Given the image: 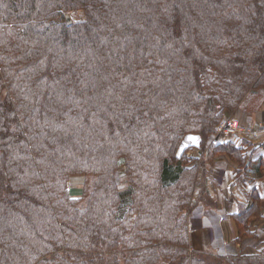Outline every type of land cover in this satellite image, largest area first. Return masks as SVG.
Wrapping results in <instances>:
<instances>
[{
  "label": "trees",
  "instance_id": "16d2710c",
  "mask_svg": "<svg viewBox=\"0 0 264 264\" xmlns=\"http://www.w3.org/2000/svg\"><path fill=\"white\" fill-rule=\"evenodd\" d=\"M250 95L264 0H0V264H264L243 252L264 241L257 192L233 216L241 254L195 249L189 223L217 155L247 179L210 140Z\"/></svg>",
  "mask_w": 264,
  "mask_h": 264
},
{
  "label": "crops",
  "instance_id": "0c3cea01",
  "mask_svg": "<svg viewBox=\"0 0 264 264\" xmlns=\"http://www.w3.org/2000/svg\"><path fill=\"white\" fill-rule=\"evenodd\" d=\"M232 116L244 124L264 122V101H261L260 97L250 95L244 104L235 113H233ZM193 139L194 143L198 142L195 147L200 148V141L197 138ZM228 143L235 145L236 148L243 151V155L247 156L250 164V167L244 174L247 179L244 181L242 180L243 176L241 177L238 173V170H240L239 164L231 160L229 155H217L214 160V166L209 168V173L215 183L210 187L209 194H207L208 199L205 198V200L219 212V216L213 219L216 221H214L215 225L220 226L222 224L225 229L226 227L230 229L228 224L231 225V239L232 242H235L236 231L233 216L239 210V205L241 203H246L247 199L245 196L250 192H257L261 198L262 205L260 212H262V220H264V144L253 143L246 140L240 143ZM183 154L184 153L180 151L178 156L181 157ZM199 162L200 161L192 164L188 161V165L195 166L198 165ZM218 169H223L226 174L224 180L222 178L223 182H221V184H219ZM225 197L228 209L226 211L227 214L221 213V210H224L223 204L225 203ZM213 220H209V223L212 225V229H206L195 236L196 241L193 243V247L195 249H211L212 251H218L216 244H214L217 242V232L216 227L212 224ZM261 221L259 222L260 224L264 223ZM259 223L257 225L260 227ZM262 247H264V241L262 244L257 245L256 248L261 249ZM250 249L254 248H247L246 250H243V252L245 253ZM237 251H242V248L239 245H237Z\"/></svg>",
  "mask_w": 264,
  "mask_h": 264
},
{
  "label": "built area",
  "instance_id": "2783aa9c",
  "mask_svg": "<svg viewBox=\"0 0 264 264\" xmlns=\"http://www.w3.org/2000/svg\"><path fill=\"white\" fill-rule=\"evenodd\" d=\"M250 141L253 143L264 144V122H257L255 124H244L232 115H225L217 127L216 133L211 137V144H223L228 142L240 143L243 141ZM194 143V142H193ZM195 142L193 145V153L190 150L191 157L189 161L194 164L201 161L204 157V152L200 148H196ZM192 155L194 157H192ZM202 206V207H200ZM199 208L193 213L190 223V234L192 239L195 236L205 231V221L212 220L219 216V212L210 204H201Z\"/></svg>",
  "mask_w": 264,
  "mask_h": 264
},
{
  "label": "rangeland",
  "instance_id": "374dc122",
  "mask_svg": "<svg viewBox=\"0 0 264 264\" xmlns=\"http://www.w3.org/2000/svg\"><path fill=\"white\" fill-rule=\"evenodd\" d=\"M85 19V13L82 11V10H77V11H73V12H70V13H67L66 14V20L69 24H73V23H78V22H81ZM71 22V23H70ZM232 115V114H229L228 111H226L224 113V116L225 115ZM193 138H197V136L193 135V136H189V140H187V144L190 145L191 147L194 148V144L193 143ZM199 138V137H198ZM197 138V139H198ZM200 139V138H199ZM201 148V145L199 146ZM192 148V149H193ZM190 149L193 153V150ZM190 150H186L185 154L187 156V162L189 161L190 157H191V153ZM183 156V155H182ZM181 156V157H182ZM192 157H194L192 155ZM204 159V157L202 158ZM216 171V170H215ZM218 177H219V184H221L222 181V178L224 180V177H225V172L223 169H218ZM226 171V170H225ZM123 181V180H122ZM83 185H84V178L83 177H74L72 179V183H71V187H70V190H71V193L73 194V196H80L82 194V191H83ZM126 187V184L124 183L123 184V188ZM208 199V196L207 194L204 195V199L199 203V205L195 208V210L192 212L191 216L189 217V221L193 215V213L199 208V206L201 204H204V205H207L208 206V202L205 200ZM202 207V206H200ZM223 207H224V210H221V213L223 214H227V204H226V197H225V203L223 204ZM213 220V219H212ZM211 221V220H210ZM209 220H207L205 223H204V227L205 229H210L211 228V224L209 223L210 222ZM215 220L212 221V224L216 227V232H217V237H216V241L214 244H216L217 246V253L219 254H222V255H236V254H241V252L237 251V245H239L241 247V245L237 242H232V239H231V232H230V229L232 228L231 225L228 224V226L230 227V229H228L221 224L220 226L218 225H215L214 223ZM216 222V221H215ZM260 222V221H259ZM261 222H264V220H262ZM226 224V223H225ZM260 224V223H259ZM260 228L261 229H264V223H261L260 224ZM212 229V228H211ZM196 241L193 240V243ZM213 244V245H214ZM236 244V245H235ZM250 248V247H249ZM207 249H204V250H201V251H206ZM246 250V249H245ZM260 250L264 251V247H262L261 249H250L248 251L245 252V254H256L257 252H261Z\"/></svg>",
  "mask_w": 264,
  "mask_h": 264
},
{
  "label": "water",
  "instance_id": "95a60500",
  "mask_svg": "<svg viewBox=\"0 0 264 264\" xmlns=\"http://www.w3.org/2000/svg\"><path fill=\"white\" fill-rule=\"evenodd\" d=\"M71 23V22H70Z\"/></svg>",
  "mask_w": 264,
  "mask_h": 264
}]
</instances>
